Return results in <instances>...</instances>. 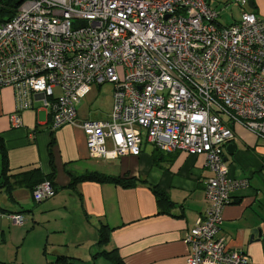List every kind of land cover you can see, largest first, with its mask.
Returning a JSON list of instances; mask_svg holds the SVG:
<instances>
[{
    "label": "built area",
    "instance_id": "1",
    "mask_svg": "<svg viewBox=\"0 0 264 264\" xmlns=\"http://www.w3.org/2000/svg\"><path fill=\"white\" fill-rule=\"evenodd\" d=\"M218 16L208 0H25L0 24V85L15 90L12 126L41 94L51 128L79 124L93 158L139 156L144 140L205 155L208 206L186 234L187 262L252 264L219 234L233 192L249 186L225 160L234 125L264 141V18ZM104 83L115 88L111 117L80 121V103ZM32 192L38 202L57 193L50 180Z\"/></svg>",
    "mask_w": 264,
    "mask_h": 264
},
{
    "label": "crops",
    "instance_id": "2",
    "mask_svg": "<svg viewBox=\"0 0 264 264\" xmlns=\"http://www.w3.org/2000/svg\"><path fill=\"white\" fill-rule=\"evenodd\" d=\"M254 3L251 9L264 18V0ZM114 89L112 83L93 85L78 107L79 120L110 118ZM41 98L38 94L32 108L20 112L23 124L14 127L15 90L0 85V136L8 175L1 177L0 148V264H112L98 253L114 248L126 264H188L186 234L208 206L205 185L213 172L206 156L162 152L144 140L139 156L93 158L79 124L51 128L50 110ZM234 132L236 151L226 152L230 176L248 178L249 186L233 192L219 236L229 248L246 252L252 264H264V141L242 125H234ZM87 172L136 183L72 185L74 176ZM51 175L56 195L36 201L32 185ZM153 186L173 202L169 211L159 204ZM12 214L22 215L23 224H15ZM104 225L111 228L110 239L101 246ZM61 256L68 260L60 261Z\"/></svg>",
    "mask_w": 264,
    "mask_h": 264
},
{
    "label": "trees",
    "instance_id": "3",
    "mask_svg": "<svg viewBox=\"0 0 264 264\" xmlns=\"http://www.w3.org/2000/svg\"><path fill=\"white\" fill-rule=\"evenodd\" d=\"M24 1L25 0H0V24H2L3 22L11 20V18H13L14 15L16 14L19 6ZM251 1L253 4L252 8H254L255 7L254 6L255 5L254 0H251ZM249 7H250V4H249ZM252 11H254V10H252ZM0 148L3 152L2 157H3V163H4L3 167H2L1 177L2 176L6 177V176H8L7 175V165H6L7 160H6V155L4 154L5 149H4L3 139L1 138V136H0ZM262 162L264 165V156H262ZM45 180L46 179H43V180L33 184L32 188L34 189V187L37 184H39ZM48 180H50L52 182V184L54 185V182L52 180V175H51V177L48 178ZM85 181H95V182H100V183L113 182L115 184L122 185L125 187H132L136 183L133 178H129V177H114V176H107L104 174H100L97 172H87V173H84L81 175L74 176L72 179V185H75L79 182H85ZM152 188H153L154 193L157 196L159 204L168 206V210H166V211H169V209H171L174 204L169 199V196L167 195V193L157 186H153ZM110 231H111V228L107 225H104L102 228L99 229V245H101V246L107 245V243L109 242V239H110ZM98 255L105 256L107 259H109L112 262V264H126L117 248H114L112 250L102 249L101 252L98 253ZM59 260L60 261H67L68 257L61 256L59 258Z\"/></svg>",
    "mask_w": 264,
    "mask_h": 264
},
{
    "label": "rangeland",
    "instance_id": "4",
    "mask_svg": "<svg viewBox=\"0 0 264 264\" xmlns=\"http://www.w3.org/2000/svg\"><path fill=\"white\" fill-rule=\"evenodd\" d=\"M208 2L211 8L219 14L218 21L223 25L240 20L242 12L251 9L249 7V0H241L240 2L234 0H208ZM120 73L122 74L121 71Z\"/></svg>",
    "mask_w": 264,
    "mask_h": 264
},
{
    "label": "water",
    "instance_id": "5",
    "mask_svg": "<svg viewBox=\"0 0 264 264\" xmlns=\"http://www.w3.org/2000/svg\"><path fill=\"white\" fill-rule=\"evenodd\" d=\"M249 4H250V7L252 8L253 4H252L251 0L249 1ZM226 151H227V153L229 155H233L235 153V151H236V145L233 144V143L228 144L227 147H226ZM225 160L228 161V157L227 156H225ZM253 232L256 234V233H258V230H254Z\"/></svg>",
    "mask_w": 264,
    "mask_h": 264
}]
</instances>
